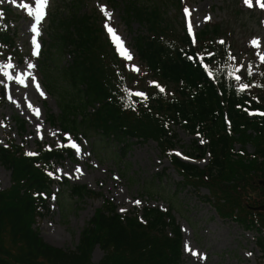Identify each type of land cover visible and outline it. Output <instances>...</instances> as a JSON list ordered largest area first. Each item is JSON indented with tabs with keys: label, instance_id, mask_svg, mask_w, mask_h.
I'll return each instance as SVG.
<instances>
[{
	"label": "trees",
	"instance_id": "trees-1",
	"mask_svg": "<svg viewBox=\"0 0 264 264\" xmlns=\"http://www.w3.org/2000/svg\"><path fill=\"white\" fill-rule=\"evenodd\" d=\"M75 2L67 16L52 14L50 42L39 61L46 88L60 106L58 115H47L50 124L74 136L83 135V128L93 129L116 142L121 154L135 141L154 139L182 176L183 187L206 186L211 194L206 200L214 204L218 216L256 229L255 241L264 256V211L249 207L262 202L249 198L242 202L245 192L241 190L254 176L264 178V160H259L264 156V116L247 115L249 108L264 110L262 67L256 75L246 69L243 76L249 87L238 91L241 88L232 75L237 65L239 69L243 66V60L234 53L229 30L214 24L191 38L184 27L176 31L166 25L152 6L132 0L124 10L127 23L138 21L146 29L145 35L133 36L132 45L137 59L155 80L145 98H135L128 92L122 61L112 48L101 49L104 45L91 17L79 14L81 0ZM9 11L6 7L0 14V50L14 46ZM66 53L71 58L63 64L61 58ZM204 62L207 68L202 66ZM162 82L173 84V91L165 90ZM90 105L97 106L91 115L86 111ZM12 118L24 131V119ZM174 126L206 140L203 148L195 143L197 139L192 147L200 159L207 157L205 167L172 154L178 145ZM9 142L8 147L0 145V162L11 173V185L0 190V264L180 263L182 236L172 204L167 211L145 206L141 212L121 214L113 201L103 199L85 223L74 249L47 243L34 226L37 217L44 216L41 210L47 211L48 199L56 194L52 189L55 182L45 170L51 169L52 160L71 155V151L39 148L30 156ZM248 144L253 146L251 153L245 150ZM186 154L195 158L193 153ZM63 188L77 202L98 194L85 184L67 180L61 181L57 194ZM62 198L59 196L58 202L65 213L68 209ZM239 203H244L245 209ZM95 246L101 248L103 257L94 263L91 253Z\"/></svg>",
	"mask_w": 264,
	"mask_h": 264
},
{
	"label": "rangeland",
	"instance_id": "rangeland-1",
	"mask_svg": "<svg viewBox=\"0 0 264 264\" xmlns=\"http://www.w3.org/2000/svg\"><path fill=\"white\" fill-rule=\"evenodd\" d=\"M75 1L49 0L38 25V47L34 49L30 25L35 22L33 8L36 0H0L16 13L15 22L11 27L16 31L18 53L6 54L0 50V87L4 91V95H0V144L6 145L7 136L13 138L29 153H35L38 145L47 148L77 145L79 151L70 147L72 156L66 155L53 163L54 172L51 176L57 182L54 191H57V187L59 190L61 181L66 179L71 183L85 184L99 194H92L77 202L63 188L56 197L48 201L49 211L44 212L43 217H37L34 226L38 228L39 235L44 240L45 237L55 238L57 245L45 241L56 247L71 250L76 247L81 230L93 215L94 209L103 204V199L113 201L117 212L121 214L134 210L140 212L145 206H157L164 210L172 204V213L182 236V256L179 264H264V256L255 241L258 235L256 229H247L234 218L218 216L214 204L206 200L208 195L211 196L206 186L183 187L180 184L182 176L166 155H163L154 139L135 141L121 154L120 146L116 142L108 141L93 129L87 131L83 128V135H78L76 139L63 134L57 125L49 124L47 115L58 114L60 106L58 99L45 91L39 58L43 44H47L52 14L67 16L75 8ZM129 1L131 0H81L79 13L86 12L94 17L92 22L98 29H104L118 57L124 62L127 74L132 79L140 80V87H144L153 84L154 80L140 65L131 46L133 36L144 33V27L136 21L127 24L123 11ZM138 1L152 6L164 18L166 25L176 31H181L183 27L188 29L191 25L192 34L210 28L213 24H221L223 29L230 31L227 35L231 38L235 52L240 56L245 52V61L252 57L264 68V61L261 59L264 56V8L257 4V0H251V6L245 3V0ZM261 3H264V0H261ZM102 8L105 11H101ZM186 8L187 15L184 11ZM106 13H111V16ZM106 24L122 38L131 60H126L118 54L106 30ZM253 40L258 44L253 45ZM102 43L105 47L104 40ZM55 52L54 50L53 53ZM68 59L67 54L63 55L61 63L67 64ZM29 64L34 67L29 68ZM133 66L139 71H134ZM260 70L255 67L252 74L256 75ZM162 84L169 93L173 91V84ZM238 84H242V87L247 83L241 80ZM132 91L144 92L136 85H133ZM18 104L23 108V112L17 108ZM13 115L24 118V131L20 132L16 128L11 118ZM174 133L177 135L176 144L179 145L174 153H179L182 159L190 160L200 168L205 167L206 160L199 159V154L192 152L195 143L200 148L204 147V138H193L178 126L174 127ZM238 147L236 144L235 149ZM245 150L251 153L253 146L248 144ZM186 153H193L196 158L188 159L183 155ZM10 175L9 170L0 163V189L10 185ZM260 179L263 178L254 176L252 180H247V185L241 189L245 192L242 202L245 198L264 202V190L262 185L258 184ZM59 196H63L62 199L67 205L68 210L65 213L58 202ZM239 204L245 209L244 203ZM91 256V261L95 263L103 257V251L99 246H95Z\"/></svg>",
	"mask_w": 264,
	"mask_h": 264
},
{
	"label": "snow or ice",
	"instance_id": "snow-or-ice-1",
	"mask_svg": "<svg viewBox=\"0 0 264 264\" xmlns=\"http://www.w3.org/2000/svg\"><path fill=\"white\" fill-rule=\"evenodd\" d=\"M36 3H38L40 5V8H37L36 9V14H35V18H34L35 22L31 23V25H30V30L33 33L31 40H32V44L34 46V49L38 47V43H37V32H38V25H39V23L41 22V20L43 18V11L42 10L48 5L49 0H36ZM245 3L249 4V6H251V0H245ZM257 4H259V6L261 8H264V3H261V0H257ZM101 11H105V10L102 8ZM184 11H185V13L187 15L188 14V9L186 8ZM29 15L31 16L32 14L29 13ZM106 15L110 17L111 16V13H106ZM105 27H106L107 32L110 35V38H111L114 46L117 49L118 54L121 55L126 60H131L132 57L128 53V50L124 47L122 38H120L115 33V30L113 28H111L110 26H108L107 24L105 25ZM188 31L191 33V31H192L191 25H189ZM252 44L253 45H257L258 42L256 40H253L252 41ZM35 54H36V52L34 50L33 51V55H35ZM230 59H235V58L234 57H230ZM261 59H262V61H264V56H262ZM28 67L29 68H32V67H34V65L29 64ZM133 70L134 71H139V69L136 68L135 66H133ZM235 71L238 72V71H240V69L239 68H236ZM249 74H251V73H249ZM235 79L239 80L240 79V76H236ZM36 87L38 89L39 88V85L37 84ZM246 87H247L246 85L245 86H242L241 89H239L238 91H244V89ZM160 91L163 92L164 89L163 88H160ZM131 94H133V95H135L137 97L145 98V94L142 93V92H135V93H131ZM260 115L264 116V113H260ZM71 147L76 148L77 151H79V148H78L77 145L72 144ZM28 155H34V153H28ZM177 155H180V154L177 153ZM137 203H139V201H137ZM193 255H196V253H193Z\"/></svg>",
	"mask_w": 264,
	"mask_h": 264
},
{
	"label": "bare ground",
	"instance_id": "bare-ground-1",
	"mask_svg": "<svg viewBox=\"0 0 264 264\" xmlns=\"http://www.w3.org/2000/svg\"><path fill=\"white\" fill-rule=\"evenodd\" d=\"M37 8H40V5H39L38 3H37V4L35 5V7H34L33 18H35V14H36V9H37ZM19 107H20V105L18 104V107H17V108H18L20 111H22L23 108H22V107L19 108ZM22 112H23V111H22ZM22 112H21V113L19 112V113L22 114ZM45 240L51 242V243L54 244V245H57V242L55 241V238H51V237H48V238H47V237H45Z\"/></svg>",
	"mask_w": 264,
	"mask_h": 264
},
{
	"label": "water",
	"instance_id": "water-1",
	"mask_svg": "<svg viewBox=\"0 0 264 264\" xmlns=\"http://www.w3.org/2000/svg\"><path fill=\"white\" fill-rule=\"evenodd\" d=\"M260 183L261 184H263V186H264V179H263V181H260ZM254 209H258V210H264V204H262V205H258V206H256V207H254Z\"/></svg>",
	"mask_w": 264,
	"mask_h": 264
}]
</instances>
